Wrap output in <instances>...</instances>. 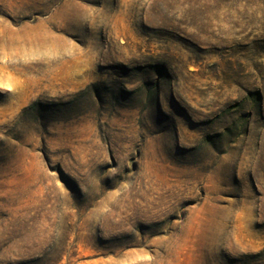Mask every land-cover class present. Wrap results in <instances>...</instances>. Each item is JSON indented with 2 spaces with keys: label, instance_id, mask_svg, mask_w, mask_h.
Wrapping results in <instances>:
<instances>
[{
  "label": "rangeland",
  "instance_id": "obj_1",
  "mask_svg": "<svg viewBox=\"0 0 264 264\" xmlns=\"http://www.w3.org/2000/svg\"><path fill=\"white\" fill-rule=\"evenodd\" d=\"M60 259L264 264V0H0V264Z\"/></svg>",
  "mask_w": 264,
  "mask_h": 264
},
{
  "label": "trees",
  "instance_id": "obj_2",
  "mask_svg": "<svg viewBox=\"0 0 264 264\" xmlns=\"http://www.w3.org/2000/svg\"><path fill=\"white\" fill-rule=\"evenodd\" d=\"M61 259H62V258H61ZM61 259L58 260V261H56V262H51V263H49V264H60V263H61ZM29 264H31V263H29Z\"/></svg>",
  "mask_w": 264,
  "mask_h": 264
}]
</instances>
